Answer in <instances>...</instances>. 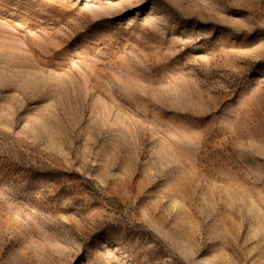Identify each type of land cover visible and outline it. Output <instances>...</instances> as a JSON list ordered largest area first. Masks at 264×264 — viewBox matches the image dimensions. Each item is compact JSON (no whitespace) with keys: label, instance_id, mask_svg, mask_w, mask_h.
<instances>
[{"label":"rangeland","instance_id":"1","mask_svg":"<svg viewBox=\"0 0 264 264\" xmlns=\"http://www.w3.org/2000/svg\"><path fill=\"white\" fill-rule=\"evenodd\" d=\"M0 264H264V0H0Z\"/></svg>","mask_w":264,"mask_h":264}]
</instances>
